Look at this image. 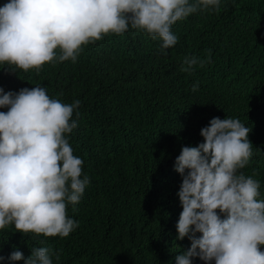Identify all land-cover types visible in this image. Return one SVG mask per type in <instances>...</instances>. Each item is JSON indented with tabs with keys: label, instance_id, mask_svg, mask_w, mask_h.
I'll return each instance as SVG.
<instances>
[{
	"label": "trees",
	"instance_id": "16d2710c",
	"mask_svg": "<svg viewBox=\"0 0 264 264\" xmlns=\"http://www.w3.org/2000/svg\"><path fill=\"white\" fill-rule=\"evenodd\" d=\"M172 31L179 39L166 50L161 39L129 27L83 45L75 62L27 71L0 63L6 92L40 85L50 98L81 101L72 117L78 126L66 136L84 161L81 178H90L81 200L67 205L79 221L73 232L23 234L8 225L0 229V255L19 249L27 258L48 247L53 264H176L191 241L177 239L175 159L183 146L203 142L201 129L213 117L239 118L251 129L253 155L238 172L260 181L264 199V0H222L218 11L193 13ZM186 56L204 63L183 71ZM193 264L205 262L194 257Z\"/></svg>",
	"mask_w": 264,
	"mask_h": 264
},
{
	"label": "clouds",
	"instance_id": "9594fccd",
	"mask_svg": "<svg viewBox=\"0 0 264 264\" xmlns=\"http://www.w3.org/2000/svg\"><path fill=\"white\" fill-rule=\"evenodd\" d=\"M221 3L6 0L0 5V63L27 71L45 62H75L83 45L129 27L161 39L166 50L178 42L172 31L177 21L198 11H218ZM197 63L204 61L186 56L182 70ZM198 88V82L192 85L193 91ZM80 104L79 99L66 104L50 98L40 85L7 92L0 87V108H8L0 111V229L14 224L23 234L67 237L79 226L67 215V205L81 200L90 178H81L84 161L74 155L66 134L78 126L72 117ZM250 131L239 118L213 117L201 129L203 142L183 146L176 157L174 168L182 176L177 239L191 241L175 257L176 264H193L194 257L205 264H264L260 181L238 172L253 155ZM52 256L48 247L32 248L27 258L16 249L0 255V262L53 264Z\"/></svg>",
	"mask_w": 264,
	"mask_h": 264
}]
</instances>
